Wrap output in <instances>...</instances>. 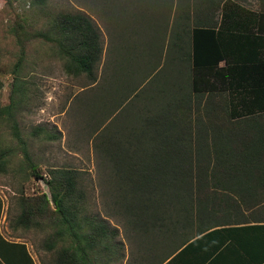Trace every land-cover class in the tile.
Listing matches in <instances>:
<instances>
[{
    "label": "trees",
    "instance_id": "obj_1",
    "mask_svg": "<svg viewBox=\"0 0 264 264\" xmlns=\"http://www.w3.org/2000/svg\"><path fill=\"white\" fill-rule=\"evenodd\" d=\"M29 1L46 17L44 30L35 38L53 44L69 75H86L93 84L104 52L94 19L84 11L58 9L51 0ZM85 1L112 26L121 15L150 17V6L165 3L169 14L177 12L170 59L180 62L182 72L189 70L188 81L178 77L161 84L155 78L148 92L144 85L141 91L135 88L134 97L124 100L132 109L119 123L130 125L123 131L111 129L118 125L116 114L127 106L123 101L116 105L120 112L114 109L109 124L99 129L98 123L92 129L104 167L114 172L106 182L115 185L111 189L128 222L146 231L156 227L178 245L211 229L221 213L245 210L262 223L256 227L263 230L264 0H259L258 10L245 0ZM24 39L15 72L25 59ZM159 92L162 100L156 97ZM140 97L151 102L133 112ZM11 109L12 104L0 107V117H10ZM14 128L19 135L17 125ZM43 130L38 127L37 133ZM55 138L51 134L48 139ZM20 141L25 153L21 167L43 179L50 193L42 188L21 194V222L29 229L32 221V229L46 235L42 247L54 264H108L112 251L121 257L124 241L117 239L118 228L95 210L94 191L85 173L52 167L49 177L43 176L23 138ZM13 152L0 150V173L10 168L8 156ZM249 215L244 216L246 223Z\"/></svg>",
    "mask_w": 264,
    "mask_h": 264
},
{
    "label": "rangeland",
    "instance_id": "obj_2",
    "mask_svg": "<svg viewBox=\"0 0 264 264\" xmlns=\"http://www.w3.org/2000/svg\"><path fill=\"white\" fill-rule=\"evenodd\" d=\"M240 1L243 3V0ZM51 2L58 9L84 11L94 19L103 40V60L95 73L96 81L93 84H90L92 80L86 75H69L53 44L35 38L34 34L42 32L46 23L40 8L33 7L29 0H0V107L12 104V115H5L8 119L0 117V150H14L8 156L11 159L10 168L0 175V182L4 181L2 185L7 188L18 189L15 197L33 194L42 188L50 194L43 179L30 176L31 173L21 167L25 160L20 141L22 138L32 161L38 164L43 176L49 177L52 167H73L83 171L88 177L87 185L94 191L95 210L118 228L117 239L124 241L123 255L120 257L118 253L110 252L108 264H131L125 257V250L129 229L133 225L116 202L115 189H111L115 185L106 182L114 172L104 167L91 134L98 123L101 125L99 129L110 123L114 109L120 112L116 105L122 101L127 106H123L120 114H116L114 120L118 125L111 129L120 132L130 126L121 127L119 123L127 118L125 113L132 109L128 100H124L134 97L135 88L141 91L144 85L146 89H142L148 92L150 82L155 78L161 84L178 77L190 80L189 70L185 74L180 62L170 59L175 50L171 48L169 40L177 12L173 10L169 14L165 3H160L159 6H150L152 10H148L153 13L150 17L126 15L121 18V15L112 20L115 22L112 26L104 14L96 11L85 0ZM259 3V0H245L246 5L256 10L260 8ZM165 20L169 21L167 26ZM22 25L24 29L19 27ZM15 29H18V33ZM23 36L25 59L15 72ZM156 97L162 100L163 95L159 92ZM144 102L149 104L151 101L138 98L133 112L137 113L145 105ZM106 104L110 106L108 110ZM94 106L96 113L92 112ZM14 125L19 130L17 136ZM38 127L44 128L42 133H37ZM51 134L57 135V138L48 139ZM105 191L108 194L104 195ZM8 197H12V194ZM40 237L42 246L46 235L42 233ZM47 256L49 258V252ZM52 258L51 255L49 261L54 264Z\"/></svg>",
    "mask_w": 264,
    "mask_h": 264
},
{
    "label": "crops",
    "instance_id": "obj_3",
    "mask_svg": "<svg viewBox=\"0 0 264 264\" xmlns=\"http://www.w3.org/2000/svg\"><path fill=\"white\" fill-rule=\"evenodd\" d=\"M0 183V264H51V254L48 258L40 246L32 221L29 229L21 222V194L15 197L19 190ZM249 214L245 210L221 213L219 223L179 245L156 227L146 231L134 225L125 243V257L131 264H264V229L256 227L262 223Z\"/></svg>",
    "mask_w": 264,
    "mask_h": 264
}]
</instances>
